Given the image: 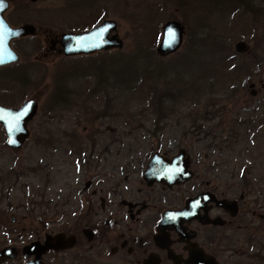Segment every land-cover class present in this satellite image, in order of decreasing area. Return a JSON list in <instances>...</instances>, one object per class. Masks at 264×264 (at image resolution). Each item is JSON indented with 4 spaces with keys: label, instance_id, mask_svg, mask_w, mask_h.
<instances>
[{
    "label": "rangeland",
    "instance_id": "374dc122",
    "mask_svg": "<svg viewBox=\"0 0 264 264\" xmlns=\"http://www.w3.org/2000/svg\"><path fill=\"white\" fill-rule=\"evenodd\" d=\"M94 1L10 0L6 12L10 23L19 26L31 22L38 31L35 36L12 42L20 60L0 67V103L15 107L35 98L39 110L29 124L31 136L21 148L6 145V134L0 124V178H5L0 183L1 247L15 245L21 253L23 246L38 236L44 239L52 223L42 222L63 218L64 183L71 166L67 163L70 155L66 148L67 134L81 136L85 152L90 154L93 149L87 143L88 134L92 133L90 127H100L102 131L97 154L101 151L103 156H111L118 151V156L135 158L155 149L174 154L188 144L196 157L195 167H202L210 155L211 159L219 160L222 171L245 175L252 193L264 196V62L237 78L234 87L228 84L237 89L235 93L211 94L208 75L207 92L200 94L196 89L200 85L193 81L198 77L203 82L199 60L218 62L211 53L202 55L203 49L215 47L214 38L208 40L204 35L217 36L221 48L228 50V57L235 56L229 63L245 60L240 53L252 55L264 34L262 17L250 9H233L235 0ZM104 17L117 21V33L124 41L121 49L77 56L52 50V38L57 36L59 40L65 32L87 30ZM171 19L185 26L184 42L176 53L161 57L156 47L162 37V25ZM239 41L247 43L245 52L236 50ZM114 50H120L122 60L116 59ZM147 50L155 52L150 55L154 58L152 64L148 63ZM196 50L200 51L197 62L184 58ZM127 62L135 64L134 74H138L126 73L128 87L120 90L116 85H107L106 74ZM231 67L227 71H233ZM102 73L104 79L100 77ZM107 77L110 82L115 80L113 76ZM252 90L257 93L252 94ZM228 94L232 97L228 98ZM158 95L163 100L160 114L153 105L155 98L152 100ZM211 95L215 102L208 103ZM106 109L118 115L97 117L94 113ZM214 112L220 113L219 116L206 119L207 114ZM197 123L205 130L213 129L221 142L212 147V136L186 133ZM85 126L88 132L84 131ZM52 137L56 148L50 147ZM112 137L118 142L110 145ZM78 139L72 141L70 150L79 143ZM106 146L112 152L102 153ZM260 239L264 245V236H259L258 242ZM262 243L251 247L248 240L246 243L242 240L240 246L245 252L232 255L224 260L225 264H264L259 259L260 255L264 257ZM17 260L9 264L23 262Z\"/></svg>",
    "mask_w": 264,
    "mask_h": 264
},
{
    "label": "flooded vegetation",
    "instance_id": "af4514ba",
    "mask_svg": "<svg viewBox=\"0 0 264 264\" xmlns=\"http://www.w3.org/2000/svg\"><path fill=\"white\" fill-rule=\"evenodd\" d=\"M51 46L52 50H62L57 36L51 39ZM256 93L252 90V94ZM230 97L232 94H228ZM107 111L94 113L97 117L118 115ZM219 114H207L206 119ZM193 126L186 133L200 136L203 132L212 136V147L219 144L221 139L214 135L213 129L205 130L199 123ZM90 129L87 142L93 148L90 154L85 152L81 136L67 134L66 148L70 152L67 163L71 166L64 183L65 211L61 220L41 221L52 223L44 239L38 236L33 240L42 243L49 240L50 248L39 253L41 264H206V259L225 264L224 260L232 255L245 252L240 246L242 240L245 243L248 240L251 247L261 245L258 239L264 236V196L252 193L245 175L222 171L219 160L211 159L210 155L206 165L195 167L196 157L188 144L174 154L155 149L135 158L118 156V151L103 156L101 151L96 153L102 131L100 127ZM84 131L89 128L85 126ZM76 137L79 143L70 150ZM51 139L50 147L56 148L55 139ZM111 139L110 145L118 142ZM109 148L106 146L102 153L112 152ZM156 154L163 160L187 161L191 177L173 183L146 178L144 171ZM52 164L55 168L54 158ZM4 179L0 178V183ZM252 194L254 197L250 198ZM56 223L61 224L56 227ZM37 256L35 252L18 250L1 264L16 259L23 261L19 264H28ZM260 258L264 260L261 255Z\"/></svg>",
    "mask_w": 264,
    "mask_h": 264
},
{
    "label": "water",
    "instance_id": "95a60500",
    "mask_svg": "<svg viewBox=\"0 0 264 264\" xmlns=\"http://www.w3.org/2000/svg\"><path fill=\"white\" fill-rule=\"evenodd\" d=\"M36 1V0H32ZM0 7V66L16 63L20 54L13 48L12 41L21 37L34 36L37 27L32 23L12 26L5 14L10 9V0H2ZM118 23L114 19H105L98 25L84 31H68L61 35L60 43L66 56L91 54L97 51L121 49L124 41L117 33ZM185 26L176 19L166 21L162 25V37L156 47V52L161 57H167L179 51L184 42ZM238 52H245L248 45L239 41L235 45ZM251 86H254L251 84ZM39 103L35 98L25 100L19 107H11L0 103V124L6 134V145L11 148H21L30 137L29 124L37 115ZM146 178H155L158 181L184 182L191 177L187 161L163 160L156 154L144 171ZM50 248L49 240L45 243L33 241L23 247L27 254L37 253L34 261L28 264H41L40 254ZM18 249L15 246H6L0 249V264L6 257H14ZM40 253V254H39ZM206 264H218L214 259H206Z\"/></svg>",
    "mask_w": 264,
    "mask_h": 264
},
{
    "label": "trees",
    "instance_id": "16d2710c",
    "mask_svg": "<svg viewBox=\"0 0 264 264\" xmlns=\"http://www.w3.org/2000/svg\"><path fill=\"white\" fill-rule=\"evenodd\" d=\"M259 0H235L234 3L232 4V8L233 9H243V10H248L250 9L253 13L255 12V14H257V16L262 17L261 22L264 24V3L260 5V3L258 4ZM261 2H264V0H261ZM258 6V8H257ZM264 33V32H263ZM206 38H208V40L210 38H214L213 39V44H214V48L212 49H203V53L202 55H207L209 53H211L212 55H214L216 58H218V62L214 63H204L201 62L199 60L200 66L199 68L201 69V74L200 77L203 80V82L200 81V79L197 77L196 79H194L193 81H196L197 84H199L200 86L197 89V92H199L200 94L202 93H206L207 91H205V84H206V80L208 78V75H210L209 81H208V85H209V92H211V94H215V93H227V91H231V93H235L237 91V89H231L230 86H228V84H232L235 85V83H237V78H242L245 74H249V72H251L253 67H257L260 66L263 62H264V34H262L259 44L257 46V48L254 50V53H252V55L250 54H244V53H240V55L242 56L243 59L245 60H234L233 62L229 63L228 61L231 58H235V56H231L230 58L228 57V50L226 49H222L220 43L218 42V37L217 36H211V35H204ZM156 40H157V35H156ZM207 41V40H206ZM148 51V55H149V59H148V63L152 64L153 62H151V59H154L153 57H150V55H155L152 50H147ZM194 51L193 53H190L191 55H186V58L192 59V62H197V58L199 57L200 51ZM113 53L116 55V59H120L122 60L123 58H121L120 55V50H114ZM194 54V55H193ZM198 56L196 57L195 55ZM237 54V53H236ZM106 55V54H104ZM201 58V57H200ZM199 59V58H198ZM239 62H242L238 65ZM251 62V63H250ZM120 65V66H119ZM117 67H114L115 69H113V72L110 73L109 75L106 74L109 77L113 76V82H110V80L108 81V77L106 76L105 78V83L107 85H116L118 86V88L124 89L125 86L128 87L129 83H126L128 80L126 78V73L131 74V76H136L138 74H134V68H135V64L127 62L125 63V65H123L122 63H120ZM137 65V63H136ZM253 65V66H252ZM232 66V67H231ZM229 67L234 68L233 71H227V69H229ZM146 72V71H144ZM104 73L101 74V78L104 79ZM129 76V75H128ZM101 79V81H102ZM198 81H200L201 83H199ZM122 87V88H121ZM234 87V86H233ZM212 97L208 98V103H211V100L215 102V98L213 97V95H211ZM155 98V99H154ZM203 98V97H202ZM155 100L153 102V105L155 106V110L160 114V112L162 113V98L158 96H154L152 98V100ZM151 100V101H152ZM162 115V114H161Z\"/></svg>",
    "mask_w": 264,
    "mask_h": 264
},
{
    "label": "snow or ice",
    "instance_id": "6c2138e0",
    "mask_svg": "<svg viewBox=\"0 0 264 264\" xmlns=\"http://www.w3.org/2000/svg\"><path fill=\"white\" fill-rule=\"evenodd\" d=\"M3 6V3H2V0H0V7H2ZM3 27V25H2V23H0V28H2ZM3 62V60H0V63H2Z\"/></svg>",
    "mask_w": 264,
    "mask_h": 264
}]
</instances>
